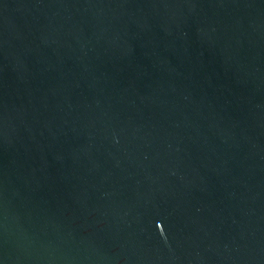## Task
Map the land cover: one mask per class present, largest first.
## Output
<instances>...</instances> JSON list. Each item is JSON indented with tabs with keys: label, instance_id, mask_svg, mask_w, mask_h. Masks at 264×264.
Segmentation results:
<instances>
[{
	"label": "water",
	"instance_id": "obj_1",
	"mask_svg": "<svg viewBox=\"0 0 264 264\" xmlns=\"http://www.w3.org/2000/svg\"><path fill=\"white\" fill-rule=\"evenodd\" d=\"M0 264H264V0H0Z\"/></svg>",
	"mask_w": 264,
	"mask_h": 264
}]
</instances>
